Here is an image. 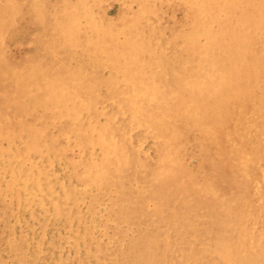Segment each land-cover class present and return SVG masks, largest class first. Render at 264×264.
I'll list each match as a JSON object with an SVG mask.
<instances>
[{
	"label": "bare ground",
	"instance_id": "1",
	"mask_svg": "<svg viewBox=\"0 0 264 264\" xmlns=\"http://www.w3.org/2000/svg\"><path fill=\"white\" fill-rule=\"evenodd\" d=\"M28 162L62 167L45 187L68 217L144 172L114 219L98 207L102 241L73 221L48 264H123L137 244L135 264H264V0H0V197L27 207Z\"/></svg>",
	"mask_w": 264,
	"mask_h": 264
},
{
	"label": "rangeland",
	"instance_id": "2",
	"mask_svg": "<svg viewBox=\"0 0 264 264\" xmlns=\"http://www.w3.org/2000/svg\"><path fill=\"white\" fill-rule=\"evenodd\" d=\"M28 168H32L33 171L35 172L36 182H35V185H32L31 182H28V184L26 185L27 190L36 195V201L39 203L36 202L33 205H30L27 207L25 204V198H26L25 194L21 195V198H19L17 200V202L12 200L11 195H9V196L6 195V196L0 197V199H3L5 197L4 199L6 200V202L3 199V201L1 200V203H3L4 206L6 204L5 207H7V208L10 206H13V201L15 202L16 205H18L16 207V209L14 210V215H12L13 217H11L12 225H11V222L9 223V221L6 225L4 223L0 222V261H1L0 264H5V263L6 264H8V263L9 264L10 263H12V264H18V263L24 264L25 262H26L25 264H31V263L32 264H46V263L48 264L49 263L48 261L50 260V255H48V253L50 252L54 241H56V239H58L60 237V235L57 231L62 226L68 227L70 224L73 223V221H74L75 227L73 228L74 231H72L70 233L71 235L73 234L74 236H77L80 239L84 238L87 240H91V238L94 237V238H97V239L102 241V239L104 237L103 236L104 230L103 229L101 231L97 230L98 226L96 227L94 224H91L92 221H94L97 224L100 222L101 225L105 224V223H103L104 221L101 220V216L99 214V210H98L99 208L98 207L103 205L104 220L105 221H107L111 217H112V219H114L115 215L117 214L116 202H114V199L117 196L121 187L124 185L126 179L129 183L134 184L136 182V179L139 178V176L141 178L144 177V172L137 173L136 171H133L132 169H126L124 171V174H123L124 180H123L121 185H119V186L109 185V190H110L111 196H112L110 198V200L109 199L105 200L104 197L97 198L96 192H92V191H88V193H85V195H83V197L81 199H79L78 196H75V198H73L75 214L68 217L63 210L59 213H55L54 208L52 207L53 204H52V201L50 200L48 189L45 187L46 186L45 185V180H46L45 178H46L47 172L52 171L55 173H61L63 170L62 167L55 164L54 167L46 168L41 163L37 164L35 162H28ZM47 169H49V170H47ZM134 190H136V188H134ZM43 191H44V193H43ZM93 191H95V190H93ZM79 192L83 193L84 191H83V189L79 188L77 190V195L79 194ZM37 195H39V196L37 197ZM37 198H39V199H37ZM46 201H48V202H46ZM80 201H81V203H80ZM32 206H34V207H32ZM35 206H37L36 207L37 209L35 208ZM42 208L48 209V214L46 217L41 216ZM21 210H22V212H19ZM15 216L16 217L18 216V217L16 218ZM18 222L19 223L21 222V223L19 224ZM98 231H99V234H98ZM138 231L141 234H144L146 231V228L144 226L136 225V229L133 233L141 235ZM20 232L23 234H21ZM18 233H20V234H18ZM56 233H58V234H56ZM91 233H92V237H91ZM115 234H117V231ZM221 234H222L221 231H217L213 236L217 238V237H220ZM87 236H89V237H87ZM121 239H123V238H121ZM121 239H119V240H121ZM100 245H101V247H104L106 245L105 241L100 242ZM123 245H124V243H122L120 241L119 246L115 248L114 252L117 253V252L122 251L124 249V246H125V245L124 246ZM137 246H139L140 248ZM137 246L134 247L135 249L133 248V251H132L133 253L131 255H128V256L134 257L135 254H137L134 258L130 259L129 257L123 256V257H125V260H126L124 262L125 264H135V261L139 257H142V255H144L147 252L146 246H143V248H142V246H140V244H137ZM170 247H172V246H170ZM25 248H26V251H28V252H26L24 250ZM136 248H138V249L136 250ZM15 250H16V252H15ZM140 253H142V254H140ZM64 254L67 255V252H65ZM36 255H37V257H36ZM44 255H45V257H44ZM136 257H137V259H136ZM20 258L22 259V261ZM27 258H29V259L27 260ZM37 258H39V259L37 260ZM16 259L17 260L19 259L20 262H18ZM43 259L45 261H43ZM104 259H103V261H104ZM132 260L134 262H132ZM103 264H105V261Z\"/></svg>",
	"mask_w": 264,
	"mask_h": 264
}]
</instances>
